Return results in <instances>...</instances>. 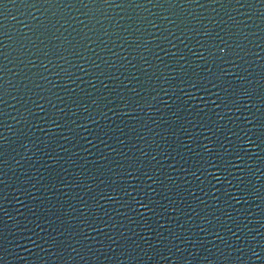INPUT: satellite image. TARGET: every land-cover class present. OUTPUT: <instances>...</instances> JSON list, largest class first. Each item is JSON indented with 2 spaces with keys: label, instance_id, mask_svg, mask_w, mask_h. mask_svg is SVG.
<instances>
[{
  "label": "water",
  "instance_id": "water-1",
  "mask_svg": "<svg viewBox=\"0 0 264 264\" xmlns=\"http://www.w3.org/2000/svg\"><path fill=\"white\" fill-rule=\"evenodd\" d=\"M0 264H264V0H0Z\"/></svg>",
  "mask_w": 264,
  "mask_h": 264
}]
</instances>
